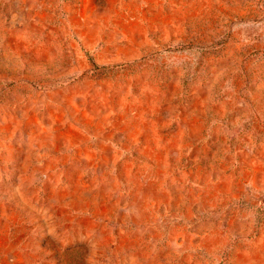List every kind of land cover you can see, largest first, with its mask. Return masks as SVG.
Wrapping results in <instances>:
<instances>
[{
    "label": "rangeland",
    "instance_id": "374dc122",
    "mask_svg": "<svg viewBox=\"0 0 264 264\" xmlns=\"http://www.w3.org/2000/svg\"><path fill=\"white\" fill-rule=\"evenodd\" d=\"M0 264H264V0H0Z\"/></svg>",
    "mask_w": 264,
    "mask_h": 264
}]
</instances>
